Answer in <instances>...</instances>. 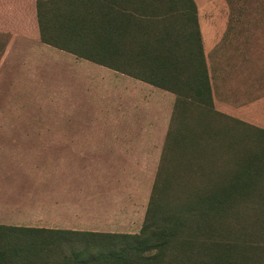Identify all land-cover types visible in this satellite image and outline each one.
<instances>
[{"label":"rangeland","instance_id":"1","mask_svg":"<svg viewBox=\"0 0 264 264\" xmlns=\"http://www.w3.org/2000/svg\"><path fill=\"white\" fill-rule=\"evenodd\" d=\"M36 1L0 0V187L6 186L0 192V224L13 223L14 208L5 200L13 178L18 199L28 198L18 204V212L28 215L18 224L139 234L162 181L185 186L212 171L188 173L185 163L199 160L186 149L182 170L166 173L161 165L180 108L176 97L162 98L158 89L146 102L126 86L111 88L105 84L110 73L76 64L75 56L44 44ZM195 2L214 108L226 116H215L225 148L219 149L217 165L225 171L243 154L237 145L239 155L226 157L231 135L241 133L242 149L251 148L253 129L264 130V0ZM207 159L202 155L200 162ZM62 194L69 198L66 220L58 215L55 221H36L30 214L33 196Z\"/></svg>","mask_w":264,"mask_h":264},{"label":"trees","instance_id":"2","mask_svg":"<svg viewBox=\"0 0 264 264\" xmlns=\"http://www.w3.org/2000/svg\"><path fill=\"white\" fill-rule=\"evenodd\" d=\"M36 7L43 43L174 94L180 108L161 166L179 173L187 149L199 160L185 163L188 173L212 176L185 186L162 181L135 235L0 225V264H264V130L253 129L251 148L232 134L226 157L239 155L237 145L243 154L219 171L225 148L215 116H226L214 108L195 0H37ZM202 155L209 159L200 162Z\"/></svg>","mask_w":264,"mask_h":264},{"label":"crops","instance_id":"3","mask_svg":"<svg viewBox=\"0 0 264 264\" xmlns=\"http://www.w3.org/2000/svg\"><path fill=\"white\" fill-rule=\"evenodd\" d=\"M36 6H37V1H36ZM36 14H37V7H36ZM37 22H38V17H37ZM38 28H39V25H38ZM39 34H40V30H39ZM40 38H41V36H40ZM203 44H204V42H203ZM48 46H50V45H48ZM50 47L64 53L65 55L75 56L76 58H78L80 60V61H77L76 64L85 65V67L89 66L88 68H92V69L100 71V72L103 71L105 73H110L112 75V78H111V80L109 78L107 81H105V84H107L108 86H111V88L126 86V89H130V90H128L130 95L134 91V92H136V94L138 93L137 95L139 97L142 96V98H144L142 100H144L146 102H147L146 98L154 97L155 93H158V91H159L158 89H160V88L154 87L148 83H145L141 80H138V79H135V78L130 77L128 75L116 72L109 67L93 63V62L86 60V59H83V58H79L70 52L55 48L53 46H50ZM99 84L102 85V82ZM116 89H118V88H116ZM143 93L145 94V96L139 95V94H143ZM159 94L162 96V98L165 97L167 94H171L172 97L174 95V94H172L168 91L162 90V89H160ZM174 97H175V95H174ZM214 103H215V101H214ZM9 179L12 181V184L7 186V189H9L10 191L5 195V200H7V203L11 207L14 208V209H12L14 212V217L12 218L13 223H10L8 221H3L2 225L16 226V227H18V226L37 227V228H52V227H54V226L37 225V224H32V225H26V224H21V223L18 224V221L22 222V220L26 219V217L28 216L26 214H23L25 211L20 212V213L18 212V204L21 206L22 201L28 200V198H24V196H21L18 199V179H13V178H9ZM25 180L29 181L28 177L25 178ZM25 180H24V182H26ZM47 180L51 181V179H47ZM37 181H38V179H37ZM27 187L28 186L23 187L21 189L20 193L22 192L21 194H24L26 192ZM5 190H6V186L0 187V192H4ZM31 200H32V204H31L32 210H31L30 214L33 216V218L36 221H55L54 220L55 216H58V215H60L61 221L66 220V216H65L66 213L63 209L68 206L69 198L63 197V194L60 196H55V195L54 196H47V195L37 196V195H35L31 198ZM77 204L80 205L79 203H77ZM22 205H25V203H22ZM35 206H43L44 209L41 208V211H38L39 209H35ZM55 209L57 210V212L59 214H56L53 216L52 215L53 210H55ZM59 209H62V212H59ZM18 217H19V220H18ZM33 223H35V222H33ZM63 228H65V227H63Z\"/></svg>","mask_w":264,"mask_h":264}]
</instances>
